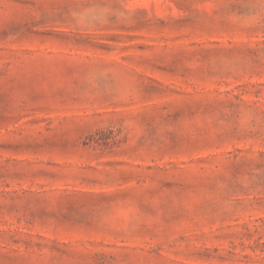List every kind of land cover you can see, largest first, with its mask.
I'll list each match as a JSON object with an SVG mask.
<instances>
[{"label":"rangeland","instance_id":"1","mask_svg":"<svg viewBox=\"0 0 264 264\" xmlns=\"http://www.w3.org/2000/svg\"><path fill=\"white\" fill-rule=\"evenodd\" d=\"M0 264H264V0H0Z\"/></svg>","mask_w":264,"mask_h":264}]
</instances>
